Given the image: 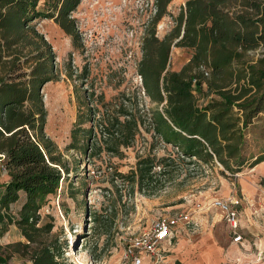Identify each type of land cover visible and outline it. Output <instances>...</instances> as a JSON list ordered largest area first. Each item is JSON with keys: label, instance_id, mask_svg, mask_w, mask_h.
Segmentation results:
<instances>
[{"label": "trees", "instance_id": "obj_1", "mask_svg": "<svg viewBox=\"0 0 264 264\" xmlns=\"http://www.w3.org/2000/svg\"><path fill=\"white\" fill-rule=\"evenodd\" d=\"M39 1L0 0V64L16 46L31 50L23 60L27 71L13 64L0 77V166L7 178L0 184V238L12 225L24 240L0 246V264H10L13 255L29 264H71L62 255L61 243L50 235L52 224L40 222L38 213L72 169L44 134L40 91L55 79L54 56L32 22L51 20L75 43L70 13L80 0H49L42 8ZM170 1L154 0L155 13L141 39L136 65L140 91L152 107L139 109L123 95L108 101L103 94L96 100L84 96L85 119L81 113L76 116L66 150L85 154L90 147L94 155L103 151L118 156L119 148L129 147L143 130L173 148L180 160L218 166L220 175L253 168L264 162V149L246 159L244 135L264 113V52L255 59L248 53L264 48V0H186L168 33L158 39L155 26ZM171 47L191 52L178 71L168 68ZM201 85L216 99L197 100L193 91ZM84 122L96 129L98 143L92 148ZM169 160L138 159V179L154 177L155 167L163 174ZM77 169L75 165L72 171ZM260 184L264 186V179ZM17 202L13 215L11 206Z\"/></svg>", "mask_w": 264, "mask_h": 264}, {"label": "rangeland", "instance_id": "obj_2", "mask_svg": "<svg viewBox=\"0 0 264 264\" xmlns=\"http://www.w3.org/2000/svg\"><path fill=\"white\" fill-rule=\"evenodd\" d=\"M48 1L40 0L38 6L42 8ZM185 1L171 0L167 4L165 15L155 26L156 38L168 33L173 17ZM154 13V0H80L70 13L77 30L75 43L51 20L32 22L35 34L50 46L54 56L55 79L40 91L46 112L44 134L68 162V168L78 167L77 172L70 170L67 174L68 181L60 182L56 192L44 199L39 210L40 222L52 224L50 235L61 243L67 262L117 264L129 238L147 229L156 217L180 212L194 223L190 239L183 237L187 241L180 242L179 236L171 243L184 264H264V186L260 184L264 171L256 174L253 168L244 167L232 176L220 175L218 166L180 160L173 148L143 130L129 147L119 148L118 156L103 151L94 155L90 147L85 154L66 150L76 116L81 113V119H85L81 106L84 96L96 100V96L103 94L108 101L119 100L123 95L139 109L152 107L140 91L136 65L141 39ZM261 52L264 48L248 55L255 59ZM190 54L187 49L171 47L169 70L178 71ZM30 55L27 45L11 49L2 58L0 77L13 64L21 67L20 71H27L23 60ZM193 92L202 103L216 99L203 85ZM95 122L96 116L93 125ZM89 123L84 122L82 127L91 131L88 143L92 148L98 139L96 129ZM244 140L246 159L264 149V113L245 133ZM162 156L170 159L163 174L161 168L155 167L154 177L138 179V159ZM6 179L0 166V184ZM232 189L250 195L249 210L240 217L237 234L241 244L237 246L231 244L232 234L218 211L209 207L213 199L225 198ZM18 204L11 206L13 215ZM17 242L24 240L11 225L0 238V246ZM10 264H20V259L13 255Z\"/></svg>", "mask_w": 264, "mask_h": 264}, {"label": "built area", "instance_id": "obj_3", "mask_svg": "<svg viewBox=\"0 0 264 264\" xmlns=\"http://www.w3.org/2000/svg\"><path fill=\"white\" fill-rule=\"evenodd\" d=\"M240 204V198L229 195L222 199H213L209 205L219 212L227 225L232 234V243L241 242V237L237 234ZM181 225L194 228L189 216L180 212L156 217L147 229L127 240L117 264H162L165 247L171 246L172 239L176 237Z\"/></svg>", "mask_w": 264, "mask_h": 264}, {"label": "crops", "instance_id": "obj_4", "mask_svg": "<svg viewBox=\"0 0 264 264\" xmlns=\"http://www.w3.org/2000/svg\"><path fill=\"white\" fill-rule=\"evenodd\" d=\"M264 171V162L262 163H259L258 165L254 166L253 167V172H255L256 174L260 173V172H263ZM229 195H234L238 198L241 199V204H240V207L238 208V211H239V226L241 224V220H240V217L242 215V213H247V211L249 210V207H248V204H249V199L248 197H250V195L247 193V192H241V193H237L234 189L232 190H229V192L224 196H229ZM257 195V194H256ZM255 198V197H253ZM221 199V198H220ZM210 207V206H209ZM210 209H213V210H216L214 208H211ZM217 211V210H216ZM219 213V212H218ZM188 216V215H187ZM221 217V216H220ZM223 221V220H222ZM224 223V221H223ZM225 227L228 229L227 225L224 223ZM241 227H239L240 229ZM189 232H193V229H191L189 226H186V227H183L182 225L178 227V233L176 234V237H179L181 238L182 240L180 242H184V241H187L185 240V238L183 237H188L186 239H190L189 238ZM240 236V235H239ZM22 238V237H21ZM173 240V239H172ZM22 243V242H21ZM231 244L233 246H237V244H241V242H238V243H232L231 241ZM163 246H165V243L163 244ZM232 249V247H231ZM175 248L174 246H170L169 248H166L165 247V252L163 253V258H164V262L162 264H184L183 262H181L179 260V258L176 256L175 254ZM145 263V262H144ZM20 264H29L28 262H24L20 259Z\"/></svg>", "mask_w": 264, "mask_h": 264}]
</instances>
